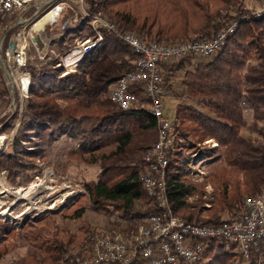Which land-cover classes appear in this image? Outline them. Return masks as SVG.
I'll list each match as a JSON object with an SVG mask.
<instances>
[{
	"label": "trees",
	"instance_id": "1",
	"mask_svg": "<svg viewBox=\"0 0 264 264\" xmlns=\"http://www.w3.org/2000/svg\"><path fill=\"white\" fill-rule=\"evenodd\" d=\"M87 6L90 14L101 12L124 31L164 45L210 39L236 24L217 53L204 61L189 56L164 64L161 74L163 87L179 102L166 152L167 193L174 215L201 225L239 218L245 195L264 190V14L255 17L242 0H89ZM8 17L13 19L0 16ZM72 20V12L65 11L59 25L63 35L55 43L58 57L77 41L97 36L89 17ZM102 33L103 42L73 72L64 74L58 58L28 60L29 96L8 151L0 153L7 182L24 187L45 167L66 174L73 163L97 166L100 174L96 181L84 183L85 195L54 215L24 225L0 215V248L9 251L19 242L28 246L18 264H76V256L88 252L95 231L84 220L88 210L116 215L120 221L109 225L129 232L137 228L135 220L160 211L140 181L147 172L143 156L158 141L149 101L141 87V103L128 110L108 96L109 85L133 71L139 56L112 33ZM176 77L178 91L171 86ZM246 110L253 112L251 122ZM243 129L259 139L243 136ZM60 133L63 137L58 138ZM198 166L209 168L195 178ZM68 221L79 222V228L72 232L65 225ZM200 242L205 252L197 264L245 262L237 245L225 239ZM259 248L249 264L264 259V240Z\"/></svg>",
	"mask_w": 264,
	"mask_h": 264
},
{
	"label": "built area",
	"instance_id": "2",
	"mask_svg": "<svg viewBox=\"0 0 264 264\" xmlns=\"http://www.w3.org/2000/svg\"><path fill=\"white\" fill-rule=\"evenodd\" d=\"M88 1L0 0V16L15 18V28L26 27L38 19L32 27L37 29L36 24L50 13H54L51 19L54 23L56 16L68 10L72 12L73 23L80 16L90 18L97 36L77 41L72 49L59 56L58 66L63 68L64 74L75 71L79 62L103 42V30L112 33L139 56L133 71L109 85L108 96L121 109L128 110L141 103L137 94L141 87L143 97L149 101V112L159 127L158 141L143 156L147 172L140 181L146 193L156 199L160 211L135 220L137 228L130 232L114 225L96 229L88 252L77 255L76 264H197L203 260L205 252V245L200 242L202 239H225L237 245L244 259H249L264 240V190L244 199L242 215L234 221L204 225L187 222L174 215L167 193L169 160L166 152L171 145V134L177 120L169 118L164 112L167 90L163 87L162 66L189 56L207 58L214 55L234 33L236 24L210 39L164 45L124 31L101 12L90 14ZM251 13L255 17L263 15L264 1L258 10ZM29 14L31 16L27 17ZM6 36L0 40V103L3 100L5 71L9 77L8 80L6 76L8 89L12 93L17 91L21 101L28 97L31 87V74L27 69L28 40L35 44L26 28L10 39L14 42L12 50L5 47ZM113 218V222L120 221L117 216Z\"/></svg>",
	"mask_w": 264,
	"mask_h": 264
},
{
	"label": "rangeland",
	"instance_id": "3",
	"mask_svg": "<svg viewBox=\"0 0 264 264\" xmlns=\"http://www.w3.org/2000/svg\"><path fill=\"white\" fill-rule=\"evenodd\" d=\"M242 1L244 3V8L250 12L258 10L263 3V1L260 2V0ZM28 16L31 15L29 14L27 17ZM63 16V13L59 16H56V21L54 23H46L44 25V29L33 28V34L37 40H34L35 44L28 40V60L37 59L47 62L51 59L59 58L55 53L57 48L55 43L59 36H61L62 30L59 25ZM37 20L38 19H35L26 27L24 26L15 28V18H0V40L4 35H7L5 40L7 42L15 35L16 32L25 28L26 32L31 33L33 31V23ZM31 40L33 41L32 38ZM204 60V58H196L195 62ZM171 86L176 91L180 90L179 78H173L171 80ZM3 87L4 98L0 103V153H5L8 151L19 127L25 100L28 98H24L21 101L17 91L12 93L8 89L6 76L3 78ZM178 104L179 102L169 89L167 91V95L164 98V112L169 118L175 119ZM245 112L246 119L251 122L253 112L251 110H247ZM8 124L10 126L9 130L5 129V126ZM241 134L245 137L259 139L258 135L253 134L247 129H243ZM61 137H63L61 133L58 134V138ZM68 141L73 143L72 138H69ZM208 168L209 166L196 167L194 177L199 178L204 173H207ZM99 174L100 169L97 166L85 163L71 164L67 169L66 174H59L54 166H48L43 169L41 176L37 177L27 186L16 187L10 185L7 182V173L0 170V215L2 217L16 219L19 224L23 225L43 216L54 215L60 210H65L67 205L70 204L71 200L76 199L78 195H85L86 190L84 183L96 181L99 177ZM4 187L8 188L9 191L3 192ZM18 190H21L24 193L16 194V192L18 193ZM246 197H250V195L246 194L245 198ZM81 204L84 205L85 202L82 201ZM4 210H7V213L3 214ZM114 216L116 215L108 217L88 210L84 220L88 221L96 230L100 228L111 227L109 222H113ZM228 217V213L225 212L224 218ZM65 225L72 232H75L79 228L80 223L68 221L65 223ZM19 243L20 244L18 247H11L9 251L0 248V254H2V257L0 258V264H18L21 260L26 258L28 246L23 245L21 242ZM73 254H76V251H74ZM249 259H244L245 262L242 264H249ZM257 264H264V259H259Z\"/></svg>",
	"mask_w": 264,
	"mask_h": 264
},
{
	"label": "bare ground",
	"instance_id": "4",
	"mask_svg": "<svg viewBox=\"0 0 264 264\" xmlns=\"http://www.w3.org/2000/svg\"><path fill=\"white\" fill-rule=\"evenodd\" d=\"M53 16H54V13H50L48 16H46V17L44 18L43 21H40L39 23L36 24V28H37V29H41V28L44 27V25H45L46 23H49V22L52 23L53 20H51V19H53ZM6 191H9V189L6 188V187H4V188H3V192H6ZM23 193H24V192H22L21 190H18V193L16 192V194H23ZM4 213H7V210H4V211H3V214H4Z\"/></svg>",
	"mask_w": 264,
	"mask_h": 264
},
{
	"label": "water",
	"instance_id": "5",
	"mask_svg": "<svg viewBox=\"0 0 264 264\" xmlns=\"http://www.w3.org/2000/svg\"><path fill=\"white\" fill-rule=\"evenodd\" d=\"M33 32H34V30L30 33V35H31V38H32L33 40L36 41L37 39L35 38ZM13 47H14V42H13V40H10V41H9V44H8V48H9L10 50H12ZM5 75L7 76L8 80H9V77H8V74H7L6 71H5Z\"/></svg>",
	"mask_w": 264,
	"mask_h": 264
},
{
	"label": "crops",
	"instance_id": "6",
	"mask_svg": "<svg viewBox=\"0 0 264 264\" xmlns=\"http://www.w3.org/2000/svg\"><path fill=\"white\" fill-rule=\"evenodd\" d=\"M242 133V132H241Z\"/></svg>",
	"mask_w": 264,
	"mask_h": 264
}]
</instances>
